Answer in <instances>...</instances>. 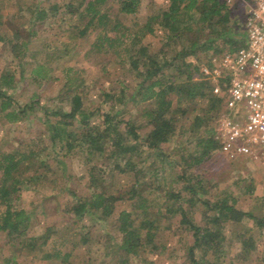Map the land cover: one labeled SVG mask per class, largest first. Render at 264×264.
<instances>
[{
    "label": "trees",
    "instance_id": "16d2710c",
    "mask_svg": "<svg viewBox=\"0 0 264 264\" xmlns=\"http://www.w3.org/2000/svg\"><path fill=\"white\" fill-rule=\"evenodd\" d=\"M140 1L69 0L60 6L58 0H0V26L3 8H8L10 19L16 15L26 18L29 36H35L39 26L55 21L56 27L61 25L68 35L69 42L63 46L67 53L73 52L78 40L87 39V52L104 56L103 67L108 60L120 70L118 78L109 84L111 88L100 90V104L85 110L91 85L82 69L62 66L63 84L53 99L57 104L49 108L40 89L58 76L51 80L45 77L46 67L37 62L36 56L39 49L50 44L41 41L40 48L31 50L30 38L28 42H19L7 32L0 34V47L5 46L14 58L20 59L18 75L10 62L0 71V121L14 123L27 120L32 114L47 131L45 140H32L6 150L0 145V231L5 232L9 250L27 252L50 264H73L72 250L87 243L91 237L88 235L95 236L93 229L98 225L107 233L105 240L109 238V245L117 251L113 263L130 264L157 248L156 237L165 228L162 220H171L178 214L179 227L191 236L187 244L188 261L200 264L195 249L211 254L221 251L228 244L224 234L227 223L241 224L243 217L248 216L264 227V219L254 218L236 207L238 197L230 191L203 198L205 180H210L212 169L207 174L190 175L187 170L199 168L216 153L214 128L201 135L192 127L178 126L179 118L189 113L197 127L206 119L216 121L223 105L222 96L214 93V84L209 80L197 77L202 75V64L188 62L186 57L211 51L217 53L218 59L224 53L237 51L246 42L245 16H234L239 9L235 1L166 0L165 8L138 23L132 15ZM193 32L197 36L188 39L189 43H178V38ZM155 35H161L166 45L175 50L172 57L149 51L148 40ZM174 40L178 45L175 43L173 47ZM220 43L223 54L219 53ZM211 61L207 59L204 64ZM20 81L35 86L23 104L11 95ZM196 100L205 101V106L198 109ZM186 103L188 107L182 106ZM129 104L137 107L144 120L141 125L130 120ZM146 127L150 129L142 132ZM174 143L177 147H173ZM81 155L89 165L82 190L52 166ZM148 160L151 163L147 164ZM54 173L64 178L61 191L65 192V198L60 209L63 220L79 212L73 224L85 221L82 227L86 235L82 227L71 232L68 226L61 227L63 223L56 222L46 226L42 233L32 232L31 212L38 200L32 198L31 207L25 209L20 205L21 193L29 188H37L34 193H39V185L46 180L54 186L58 180ZM78 177L77 180L83 178V174ZM121 181L126 185L124 192L112 191V184ZM241 193L252 194V181ZM119 201L128 202V207L116 212ZM196 212L206 219L205 226L197 222ZM110 229H114L115 235L108 236ZM57 231L64 233L62 241L70 242V250L39 253V248L47 245ZM70 235L73 238L67 239ZM240 244L243 251L254 248L251 237L242 238ZM14 254L0 264H18Z\"/></svg>",
    "mask_w": 264,
    "mask_h": 264
},
{
    "label": "rangeland",
    "instance_id": "374dc122",
    "mask_svg": "<svg viewBox=\"0 0 264 264\" xmlns=\"http://www.w3.org/2000/svg\"><path fill=\"white\" fill-rule=\"evenodd\" d=\"M60 6H63L69 0H58ZM236 2V1H235ZM166 7V0H141L137 8V11L133 16V20L138 23H142L147 15L157 11L159 8ZM238 10L234 12V16H245L246 9L243 5H238ZM115 11L116 9L113 8ZM8 8H3V26H0V34L7 32L14 38H18L19 42H28L29 38L31 43L29 47L31 50L34 48H40L41 41H46L49 43L50 47H45L43 50L39 49L36 60L37 62H43V66L46 67L45 77L53 78L54 75L58 76V79L50 81V84H45L44 89H40L42 99L46 102V106L53 108L57 101L53 102V99L57 94H59L61 86L63 84L62 71L61 68L64 65L73 66L75 69L80 68L83 70V75L86 80L91 85L89 92L88 102H85V110H90L100 104L101 94L100 90L110 89L109 84L116 80L120 75L119 66L116 63L106 60V64L103 67V61L105 57L102 55L90 54L88 51L89 42L87 39H80L75 43L73 52L67 53L63 46L69 42L68 35L65 34L60 25L59 28L56 27L57 22H50L38 27V33L35 36H29V33L25 30V19L22 16L16 15L13 18H8ZM6 16V17H5ZM214 32V28L211 29ZM215 33V32H214ZM197 36L196 32L187 34L186 36H181L178 38V43H189L188 39L195 38ZM149 51L157 56H166L168 58L172 57L175 50L172 51V47H168L161 35H155L149 40ZM176 41H171L174 47ZM176 43V45H178ZM74 45V44H73ZM72 45V46H73ZM223 44H219V53L223 54L224 49H222ZM58 48V50H56ZM60 49V51H59ZM58 54V55H55ZM219 54V55H221ZM217 53L208 51L199 52L196 56H188L186 60L188 62H193L194 64L200 65L204 64L207 59H212L211 63L216 62ZM11 58V61H10ZM19 60L13 57L11 51L5 48V46L0 47V71L2 67L7 63L14 66L16 74L19 73ZM216 60V61H215ZM102 62V63H101ZM201 65V66H202ZM26 68V66H24ZM200 80H209L210 83L214 84L211 79L197 76ZM204 78V79H203ZM33 84H27L23 81L18 82L16 88L11 91L13 98L19 103L23 104L31 96L34 90ZM214 88V87H213ZM43 102V101H42ZM45 102H43L45 104ZM59 104V103H58ZM64 105L67 104L66 101L63 102ZM188 103L182 106L188 107ZM197 108H202L205 106V101L196 100L195 102ZM192 106V104H190ZM101 107L106 108L105 104ZM131 114H129L130 120L135 121L137 124H142L144 120L141 119L140 113L137 107L129 104ZM190 109V108H189ZM200 112V111H199ZM202 114L204 112L202 111ZM211 115V112L208 113ZM208 114L204 115L206 118ZM53 118V117H52ZM192 114L189 113L187 117L179 118L178 126L192 127L194 132L197 134L205 135L207 130L210 128L215 129V122L210 120H204L202 125L196 126L194 122L191 121ZM181 128V129H183ZM150 129L149 127L142 128V132ZM213 129V130H214ZM47 137V131L45 125L41 121H36L31 114L27 120H20L14 123H6L0 121V145L3 144L2 149H10L16 146H21L22 144L30 143L32 140L43 139ZM177 143L173 144V147H177ZM188 150V147H187ZM186 150V152H187ZM152 161V160H151ZM150 160L147 161L151 163ZM54 171H60L62 176H69L72 182L77 184L76 186L82 190L84 183L87 182V168L89 165L85 161L84 155L71 157L70 159L65 158L63 162L52 164ZM175 169V168H173ZM172 169V170H173ZM212 169L213 175L210 180H205V192L203 198H209L214 193H221L230 191L232 195L238 197L236 207L242 211L252 214L254 218L264 219V157L259 159H247L244 157H239L236 160L229 161L223 156L213 153V156L206 162L203 163L199 168H192L187 170L188 175L195 174L196 172H203L207 174L209 170ZM56 179L55 185L52 182L46 180L43 184L39 185V193H34L36 189H25L21 193V207L28 209L31 207L32 198H37V206L31 212V230L32 232L42 233L46 226L52 225V222L63 223L61 227L68 226L70 231L78 230L85 221L80 224H73L79 212H73L69 220H63V215L60 211L63 200L65 198V192L61 191L64 188L63 179L59 173H54ZM83 174V178L77 180L78 176ZM59 175V176H58ZM58 177V178H57ZM62 180V181H61ZM252 181V194H243L241 189ZM238 182V185H235ZM60 185H57V184ZM63 187V188H62ZM62 188V189H61ZM126 185L123 181L119 184H112L111 190L114 192H124ZM186 197L188 195L184 193ZM126 196V195H125ZM128 202L119 201L116 203V212L127 208ZM179 217L178 214L171 220H162V224L165 228H161L158 236L156 237L157 248L149 253L147 256L138 257L136 260L130 264H190L187 258V244L191 241L190 234L185 233L179 227ZM195 218L197 222L205 226L206 219L201 215V213H195ZM55 223V224H56ZM88 223H86L87 225ZM60 227V228H61ZM83 228L84 234L86 235L85 228ZM248 228V229H247ZM96 231L95 236L92 234L88 235L89 240L87 243L78 244L76 248L72 250V263L73 264H114L116 260V250L109 245V238H104V234H107L98 225L93 229ZM61 233L57 231L53 233L51 239L47 245L41 246L39 248V253L51 252L53 250H70L71 244L67 242L64 244L62 241ZM224 234L228 241V244L223 246V249L216 254L206 253V251H201L200 249H195V257L200 264H263L264 262V227L256 225V219L245 216L243 217L241 224L227 223ZM109 235H115L114 229L108 231ZM73 238V236H68L67 239ZM75 237V236H74ZM78 237V236H76ZM251 237L254 243V248L248 251H243L242 245L240 244L242 238ZM78 239V238H77ZM71 241V240H69ZM7 238L5 232L0 231V262L5 260V257H10L12 253H16L15 258L18 264H50L46 260L39 258H34L32 255L27 254V252H19L14 249H8L6 247ZM246 249V248H245ZM216 255L218 257H216ZM23 257H27L28 261H24ZM216 258H218L216 260Z\"/></svg>",
    "mask_w": 264,
    "mask_h": 264
},
{
    "label": "built area",
    "instance_id": "2783aa9c",
    "mask_svg": "<svg viewBox=\"0 0 264 264\" xmlns=\"http://www.w3.org/2000/svg\"><path fill=\"white\" fill-rule=\"evenodd\" d=\"M234 1L246 9V42L202 65L200 72L222 96L214 129L216 153L229 161L255 160L264 157V0H226Z\"/></svg>",
    "mask_w": 264,
    "mask_h": 264
}]
</instances>
